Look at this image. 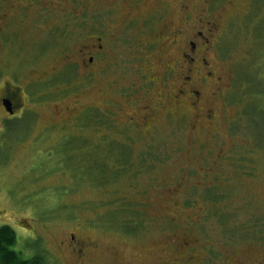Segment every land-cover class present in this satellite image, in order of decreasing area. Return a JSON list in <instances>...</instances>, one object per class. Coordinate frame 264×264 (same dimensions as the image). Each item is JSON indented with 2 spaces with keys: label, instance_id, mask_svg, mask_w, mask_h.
Here are the masks:
<instances>
[{
  "label": "rangeland",
  "instance_id": "rangeland-1",
  "mask_svg": "<svg viewBox=\"0 0 264 264\" xmlns=\"http://www.w3.org/2000/svg\"><path fill=\"white\" fill-rule=\"evenodd\" d=\"M55 1L67 11H9L16 41L0 39V88L16 86L24 103L16 116L0 108V226L14 230L15 249L39 264H264V0H143L135 10L113 0L109 13L107 0H76L89 1L80 17ZM159 5V45L144 50L139 38L152 35L127 34L121 21L135 15L140 25ZM93 12L107 24L106 58L82 64ZM197 31L208 67L180 59ZM88 107L105 116L101 133L131 142L148 171L104 187L72 177L64 164L80 150L59 136ZM214 175L223 200L193 202L194 185ZM120 198L137 204L140 233L116 231L104 216Z\"/></svg>",
  "mask_w": 264,
  "mask_h": 264
},
{
  "label": "trees",
  "instance_id": "trees-1",
  "mask_svg": "<svg viewBox=\"0 0 264 264\" xmlns=\"http://www.w3.org/2000/svg\"><path fill=\"white\" fill-rule=\"evenodd\" d=\"M95 109L84 111L74 121V127L71 132L59 129L63 131L60 133L59 143L67 145V149L77 147L80 150L79 154L81 156L79 155L77 162L73 159H66L64 164L70 168L71 171H67L72 174V177L78 180H87L97 186L104 187L123 174L136 173L141 169H147L148 171L150 165L146 164L144 166L145 159L143 156L134 157L138 158L137 160L133 159L132 151L129 150L131 142L124 141L120 137H111L106 131L101 133L103 129L107 130L109 126L107 127L108 123L105 116L101 114L103 117L101 118L95 113ZM90 132H97L100 135L94 139V137L89 135ZM92 147L94 149L92 155H95V150H99V154L86 161L85 159L89 158ZM145 152L153 154L148 150ZM87 153L88 156H85ZM70 157L74 158V156ZM221 183V177L214 175L205 186L194 185V195L197 198H194L193 202L200 199L203 204H208V208H216L227 194L223 190ZM137 208V204L133 203V201L120 198L114 203L113 207L109 208L112 210L110 215H108L110 210L105 209L106 213L104 216H107L113 222L116 228L112 229L136 235L141 232L142 226L140 221L141 214ZM212 213L215 215L217 211L214 210ZM216 216H218L220 221L225 218L224 215L220 216L217 214ZM15 244L16 234L14 230L6 225L0 226V264H39V256L24 258L15 249Z\"/></svg>",
  "mask_w": 264,
  "mask_h": 264
},
{
  "label": "flooded vegetation",
  "instance_id": "flooded-vegetation-1",
  "mask_svg": "<svg viewBox=\"0 0 264 264\" xmlns=\"http://www.w3.org/2000/svg\"><path fill=\"white\" fill-rule=\"evenodd\" d=\"M65 1H69L67 2V4L68 5L71 4V6H73L74 12L72 11V13H75V17H80V13L83 12L85 13L86 12L85 10L87 8H90L88 7L89 1L83 3V5H80L78 7H76L77 5H74L76 0H65ZM142 1L143 0H121L122 3L129 5L134 10H135V6H137V4ZM190 1H195V0H188L187 2ZM114 3L115 1L113 0H107L108 7L106 11L108 13L115 11ZM162 4L169 6V4L166 2H162ZM49 5L53 7L60 6L61 8V3L55 0H49V2H46L44 0H0V39L2 43L8 46L10 44H14V42L16 41L15 33H12L13 31H9L7 29L13 17V15H9V11L11 13H14L15 10L17 9L19 12H22V15L27 16V10L35 7V11H37L38 14H42V12L45 9H47V7H50ZM98 5H99V0H97V2H95L92 6L96 8V6ZM160 8L161 5H159L157 9L155 8L153 11H151L149 13V17L148 18L144 17L142 19L143 22L140 25L136 23L137 17L135 15L127 16L125 17V19L121 21L127 34L131 27L132 28L137 27L139 33H142L144 29L147 34L152 35L151 39L146 37H143L145 40L142 37L139 38L138 46H140V48L144 50H153L156 48V46L159 45V38L157 35L160 30L159 23L161 20L164 19L163 13L159 11ZM184 8H187V6H185ZM61 10H63L64 12L67 11L66 9H62V8ZM163 10L166 11L168 9H163ZM98 17L93 12V15L89 16L88 20H86L87 28H89V33L86 36L87 45L84 46V48L86 49L84 51L82 49L78 50V58L82 64H91L97 59L106 58L105 53L107 46H106V40L104 34L105 32H103L100 27L101 26L106 27L107 24L106 21H104V19L100 20ZM78 24L79 23L77 22L76 25ZM98 26L100 29L98 28ZM176 34L177 33L175 31L171 33V35L175 37ZM133 35L134 33L131 36ZM167 35H170V33L168 32ZM167 37L170 43L176 41V39L173 38L170 39L169 36ZM200 40H202L203 43H208V39L203 34L202 31H197L195 35H192L191 37L189 36L186 37L183 40V46L186 48V50L181 51L180 59L185 61L186 63H191L193 62V60L197 59L201 61V65L203 67L207 66L208 62L204 57L198 58L197 51L200 46ZM7 49L9 50L8 47ZM205 74L206 76H209L210 73L206 71ZM44 89H48V88H44ZM58 93H60V91H58ZM179 93H183V92L179 90ZM47 94L46 93L44 94L46 99L48 98ZM45 98L43 100H45ZM23 107H24V103L22 101V96L19 89L16 86H13L12 84H8L4 82L0 88V108L8 116H16L21 110H23ZM92 108H96V107H88L86 110L90 111ZM78 117L79 114L76 115L75 119H77ZM128 123L131 124V126H134L135 124L137 125V123L133 121H130ZM67 125L68 124H65L63 127H61V129H64Z\"/></svg>",
  "mask_w": 264,
  "mask_h": 264
}]
</instances>
